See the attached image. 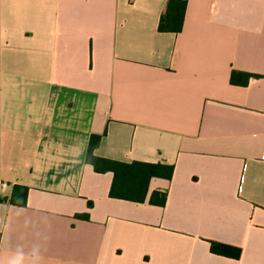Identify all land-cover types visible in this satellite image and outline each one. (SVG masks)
<instances>
[{
  "label": "crops",
  "instance_id": "obj_1",
  "mask_svg": "<svg viewBox=\"0 0 264 264\" xmlns=\"http://www.w3.org/2000/svg\"><path fill=\"white\" fill-rule=\"evenodd\" d=\"M167 1L0 0V264H264V0ZM94 134L172 178L111 198Z\"/></svg>",
  "mask_w": 264,
  "mask_h": 264
},
{
  "label": "trees",
  "instance_id": "obj_2",
  "mask_svg": "<svg viewBox=\"0 0 264 264\" xmlns=\"http://www.w3.org/2000/svg\"><path fill=\"white\" fill-rule=\"evenodd\" d=\"M187 9V0H168L163 11L158 30L159 32L179 33L182 31ZM251 77L256 75L233 71L231 83L233 85H247ZM101 140L100 135H92L88 153L87 163L91 164L99 173L112 172L113 182L110 189V197L123 199L137 203L145 202L152 178L171 179L174 173V166L163 163L132 162L125 163L101 158L94 155V149ZM23 198L18 205H26L27 189L23 188ZM167 193L154 192L150 202L157 205H165ZM13 202L14 199H13ZM79 218L88 219L87 214L77 215ZM211 252L217 255L233 259L241 257V248L230 246L216 241H210Z\"/></svg>",
  "mask_w": 264,
  "mask_h": 264
},
{
  "label": "built area",
  "instance_id": "obj_3",
  "mask_svg": "<svg viewBox=\"0 0 264 264\" xmlns=\"http://www.w3.org/2000/svg\"><path fill=\"white\" fill-rule=\"evenodd\" d=\"M262 159H264V156L262 157Z\"/></svg>",
  "mask_w": 264,
  "mask_h": 264
}]
</instances>
